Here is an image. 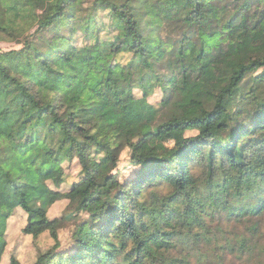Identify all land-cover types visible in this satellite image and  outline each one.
<instances>
[{
  "label": "trees",
  "instance_id": "16d2710c",
  "mask_svg": "<svg viewBox=\"0 0 264 264\" xmlns=\"http://www.w3.org/2000/svg\"><path fill=\"white\" fill-rule=\"evenodd\" d=\"M165 22L178 24L173 34ZM0 40L20 44L0 50V262L18 209L25 234L54 243L63 222L86 214L82 239L47 264H259L264 0H0ZM97 45L129 54L128 99L95 88L69 105L56 82L76 80L79 52ZM156 88L159 107L148 100ZM125 147L133 170L121 178ZM73 161L79 178L63 191ZM240 225L238 236L230 226Z\"/></svg>",
  "mask_w": 264,
  "mask_h": 264
},
{
  "label": "rangeland",
  "instance_id": "374dc122",
  "mask_svg": "<svg viewBox=\"0 0 264 264\" xmlns=\"http://www.w3.org/2000/svg\"><path fill=\"white\" fill-rule=\"evenodd\" d=\"M178 28L177 23H164L162 25V34H173ZM79 45L84 43V40L80 38L78 40ZM20 44L16 41L11 40H0V50H7L10 48H17ZM129 59V54L127 52L121 51L117 53H112L108 46L97 45L87 49L86 51H80L76 62L81 64L79 68L78 77L68 84L62 83V79H59L56 83L62 88V94L69 103V105H75L79 100L86 94L90 93L92 89L96 88L97 93H100L105 99L112 103L125 104L128 99V93L122 92L120 90V80L125 74V69L123 66ZM68 69V67H67ZM135 93L140 95L136 90ZM161 99V92L158 88L150 94L148 100L156 107H159V102ZM162 113V112H161ZM199 110L194 107L187 108L185 114L188 117H194L198 115ZM124 116L127 121L126 133L131 134V112L124 109ZM196 130H187L186 135L195 134ZM168 145L172 143L167 142ZM130 150L125 147L120 154V161L118 164V171L120 177L129 176L132 172V164L130 162ZM64 166V178L65 182L60 186L61 190H67V187L72 184L73 181L79 178V166L75 161L71 162L69 165L63 163ZM67 201L64 199L54 202L49 210L48 215L50 218L61 215ZM24 213L22 214L20 210H16L12 216L9 218L6 227V247L4 251V256L0 264H8L5 256L9 254H16L21 264H32L38 254H42L40 264H47L49 258L53 255L54 250L60 249L70 250L76 239L81 240L83 234L80 229V224L85 219L86 214L80 213L71 219L63 222L61 228L58 229V241L54 243L53 238L49 235L47 231L41 233L36 238H32L30 235L25 234L22 231L24 226ZM245 226V225H244ZM240 226H230L238 236L241 233V229L244 227ZM244 229L242 230V232ZM264 245V243H263ZM55 247V248H54ZM264 252L258 256L257 261L260 264H264ZM194 264H200L195 263ZM214 264V263H209ZM224 264H236L235 259H226Z\"/></svg>",
  "mask_w": 264,
  "mask_h": 264
}]
</instances>
